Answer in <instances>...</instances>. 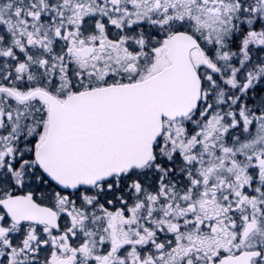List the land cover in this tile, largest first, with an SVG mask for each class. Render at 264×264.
Masks as SVG:
<instances>
[{"label": "snow or ice", "instance_id": "6c2138e0", "mask_svg": "<svg viewBox=\"0 0 264 264\" xmlns=\"http://www.w3.org/2000/svg\"><path fill=\"white\" fill-rule=\"evenodd\" d=\"M0 264H264V0H0Z\"/></svg>", "mask_w": 264, "mask_h": 264}]
</instances>
